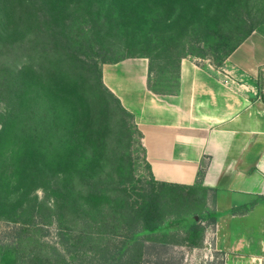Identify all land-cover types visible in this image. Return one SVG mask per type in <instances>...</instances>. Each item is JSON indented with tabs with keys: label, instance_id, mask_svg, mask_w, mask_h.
I'll use <instances>...</instances> for the list:
<instances>
[{
	"label": "trees",
	"instance_id": "trees-1",
	"mask_svg": "<svg viewBox=\"0 0 264 264\" xmlns=\"http://www.w3.org/2000/svg\"><path fill=\"white\" fill-rule=\"evenodd\" d=\"M243 3L0 0V101L5 103L0 113V222L14 224L9 235L18 240L43 231L42 212L53 199L60 235L77 229L80 242L93 240L94 234L101 237L85 228L90 221L98 227L107 219H130L124 240L100 248L115 264H141L146 241L153 237H162L165 245L174 238V243L201 247L206 227L195 218L170 223L165 215L171 203L182 207L189 201V191H201L204 199L209 191L203 187L158 182L145 161L151 182L143 200L133 206L121 194L112 198L115 191L126 193L121 185L127 180L115 186L110 176L124 170L130 154L124 150L141 134L132 114L105 85L102 66L146 58L151 86L162 75L178 79L181 61L192 54L186 42L195 35L220 51L219 61L228 59L255 31L250 26L226 51L223 43L232 35L226 26L249 25L239 11ZM180 8L188 9L189 17L183 34L174 29ZM209 216L215 222L216 214ZM175 223L191 224L183 239L169 231ZM12 245L0 244V264L19 254L10 253ZM20 259L21 264H44L41 253L33 251Z\"/></svg>",
	"mask_w": 264,
	"mask_h": 264
},
{
	"label": "crops",
	"instance_id": "crops-1",
	"mask_svg": "<svg viewBox=\"0 0 264 264\" xmlns=\"http://www.w3.org/2000/svg\"><path fill=\"white\" fill-rule=\"evenodd\" d=\"M102 70L107 88L133 116L154 179L213 195L210 231L225 264H244L233 262L235 251L256 252L254 261L264 256V34L254 32L223 68L183 59L167 91L151 86L146 58ZM233 221H246L236 241Z\"/></svg>",
	"mask_w": 264,
	"mask_h": 264
},
{
	"label": "rangeland",
	"instance_id": "rangeland-1",
	"mask_svg": "<svg viewBox=\"0 0 264 264\" xmlns=\"http://www.w3.org/2000/svg\"><path fill=\"white\" fill-rule=\"evenodd\" d=\"M239 11L243 17H245V20L249 22V25L239 28H235L231 25L226 26L225 30L232 32L229 40L223 43L226 51L227 49H231L235 43L246 35L245 33L247 29L249 30L250 26H253L254 32L264 34V0H244L243 6L241 5ZM187 12L180 8L174 20L176 21L177 18L179 19L175 24L177 27L174 26V29L182 34L188 29L189 17ZM189 31L190 33L192 32L191 29H189ZM189 39V42H186L185 48L188 52H192V54L187 58L197 59L198 62L202 63L203 61H208L217 68H223L225 66L228 59L219 61L218 55L220 56V54L218 52L220 51L216 49L212 50L205 40L201 41L196 35L189 36ZM123 55L124 54L121 53L117 56L115 55L114 58H120ZM165 76L155 77L153 84L155 83L156 88H163L164 91H167L176 80L169 78L168 75ZM4 111L5 103L0 101V113ZM133 142L134 144L131 145L129 149L127 146L126 150H124L131 154H129L127 165H125L124 170L120 174L114 173L110 178H114L112 182L115 183V186H118L120 184L119 182H122V180H127L125 187L121 185V187L126 188V193L123 194L125 191H115V193H112V198L118 197L121 194L126 202L136 206L143 200V195L145 191L149 189L151 180L138 134H135ZM110 187L113 188L114 186L111 184ZM111 188L109 190H112ZM180 191L184 193V191ZM198 192L201 191H189L188 195L190 199L185 202L182 207L171 203L165 216L170 223L179 218H184L188 221H192L193 218H195L201 226L206 227L202 246L192 248L187 243H174L176 240L174 238H170V241H173V243L165 245L161 243L162 237L149 238V240L146 241L148 248L141 259V264H225V255L218 251L215 246L214 232L210 231L214 224V220L209 216L214 211L212 204L213 195L209 193L204 199H201L203 196ZM38 195L40 199H45V193L42 190L38 191ZM193 196H197V199ZM108 209L110 210L111 207L109 206ZM42 216L43 217L40 219V226L44 227V230L18 240L9 235L14 224L0 222V244L11 246L12 242H15V244L10 247V253H19L16 255L17 257L13 256L10 258L8 264H15V262L16 264H21L22 261L20 257L25 254L27 255L30 251L38 254L41 253L44 264H115V261L109 256L110 253H108V251L101 252L100 248L112 247L117 241L124 240L122 236L126 232V223L130 222V219L127 217H121L122 219L119 217L115 222H113L112 219H107L104 225H102V223L99 224L98 227H95L94 223L90 221V224L85 228L93 233L100 232L101 237L94 234L93 236H95V238L93 240L86 239L80 242L81 239L77 236V234H79L78 230L72 227H70L72 231L65 237L60 235L53 199L46 201ZM255 216L258 219L254 218V220H257L259 223L260 214ZM90 217L91 215L89 218ZM245 223L246 221H233V240L236 241L239 238L237 234L240 233L241 236V234L247 230L244 225ZM190 227L191 224L175 223L170 226L169 231L172 234H179L183 239L187 234L186 230ZM80 230H82L81 227ZM114 232L117 233L118 236L113 237V234H110ZM238 247H241V245ZM246 251L247 250H245V253H242L243 251L233 252V262L236 259H240L244 264H264V256L261 255L259 260L256 259V261H254L253 258L256 252L252 253L249 249V252L247 251L246 253Z\"/></svg>",
	"mask_w": 264,
	"mask_h": 264
}]
</instances>
